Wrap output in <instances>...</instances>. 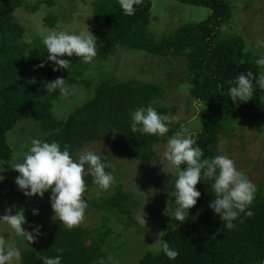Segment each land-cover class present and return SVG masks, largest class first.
I'll use <instances>...</instances> for the list:
<instances>
[{
	"label": "trees",
	"instance_id": "1",
	"mask_svg": "<svg viewBox=\"0 0 264 264\" xmlns=\"http://www.w3.org/2000/svg\"><path fill=\"white\" fill-rule=\"evenodd\" d=\"M42 1L53 5V0ZM178 1L205 7L208 13L155 39L148 29L151 0H92L96 37L78 44L35 35L27 42L15 11L22 6L35 11L39 2L0 0V162L6 166L13 160L9 134L29 124L23 133L28 154L18 167L21 196L59 193L60 198L52 219L45 222L44 246L26 248L23 264H115L102 260L106 238L134 222L135 191L118 183L105 196L76 194L107 178L121 179L124 171L112 168L116 157L140 163L158 159L155 146L164 140L172 141L173 153H184L178 163L181 174L154 171L147 178L139 175L140 164L135 171L149 192L164 184L173 188L171 197L163 199L171 201L160 207L162 215L159 208H149L160 219L159 242L136 264H264V182L248 194L229 195V184L247 175L231 177L229 154L218 152L220 137L235 136L242 121L264 128V47L246 42L235 28L231 0ZM56 19L50 13L45 22L53 27ZM118 48L159 55L170 66L167 57L182 59L185 77L178 75L173 86L185 84V118L198 113L200 127L186 134L180 121L168 118L174 108L160 99L162 81L105 73L94 77L88 98L58 119L54 105L67 87H90L93 76H84L87 68ZM180 133L187 135L184 142ZM92 142L106 145L107 152L97 156L91 151L79 161L77 154ZM87 205L120 218L103 228L86 226L79 212Z\"/></svg>",
	"mask_w": 264,
	"mask_h": 264
},
{
	"label": "rangeland",
	"instance_id": "2",
	"mask_svg": "<svg viewBox=\"0 0 264 264\" xmlns=\"http://www.w3.org/2000/svg\"><path fill=\"white\" fill-rule=\"evenodd\" d=\"M91 1L53 0V5H48L41 0H28V4L39 2L38 9L31 11L22 6L16 9L15 15L25 27L24 39L27 42H30L32 36L35 35L53 37L58 40H73L78 44H89L96 37L91 18ZM151 1V23L148 29L155 39H161L170 34L183 22L201 20L208 13V9L205 7L183 4L178 0ZM247 1L249 5L245 3ZM231 2L234 5L231 10V18L235 28L237 27L243 34L246 42L264 47V0H231ZM50 13L57 17L53 27L45 22V17ZM167 59L172 61L171 66L165 58L159 55L118 48L111 57L102 63H93L90 68H87L84 76L90 77V74L93 76L90 87L84 88L76 84L67 87L66 92L54 105V113L58 119L65 118L91 95V87L96 84L95 78L99 79L104 73L120 78L137 77L143 81H162L165 91L160 99L164 104L174 108L169 111L168 118L176 119L177 123L180 121L179 127L189 134L200 127L201 119L198 113L190 118H185L183 105L186 97L185 84L181 82L177 88L174 87L177 84L178 75L185 77L183 72L185 65L182 59L174 57H167ZM182 118L184 119L182 120ZM28 125L20 124L9 134L13 160L6 166L0 162V264H23L22 256L26 248H42L48 235V231L46 232L48 226H45V222L52 219L60 202L59 193L55 196H33L30 199H23L21 196L22 181L18 167L28 154L25 150L27 141L23 139V133L29 130L30 126ZM258 126V122L253 120L242 121L237 125L235 136L220 137L218 152L220 156L229 154L231 177L236 178L244 173L247 175L246 179L237 178L229 184V195L248 194L250 190H256L261 181L264 182V164L261 161L264 155V128L258 129ZM26 127L27 130L22 132ZM186 134L180 133L182 136L180 141L184 142ZM171 145L172 141L170 140L162 141L155 146V155L158 159H150L141 163L128 162L120 157L114 158L112 168L124 171L121 179L107 178L100 182L98 187H92L76 194L87 198L105 196L113 192L118 183H122L123 189L130 188L135 191L138 202L131 211L134 222L127 228L121 227L110 232L106 238L105 256L102 260H108L115 264H136L147 250H151L154 244H158L160 219L154 218V214L149 212V208L160 209V207L164 208L165 205H169L173 188H167V185L164 184L161 189L157 188V190L149 192L146 189V184L138 182L140 177H135V171H138L140 164L142 173L139 175L147 178L154 171L158 173L165 171L168 174L179 172L181 174L178 163L184 153L180 150L178 153H173ZM34 146L35 144L31 145V148ZM91 151H94L97 156H102L107 152V146L97 142L89 143L81 149L76 157L82 161L88 157ZM146 182L147 179L144 180V183ZM166 194L170 196L169 201L163 200L166 199L164 198L167 196ZM79 213L83 224L93 228L111 226L120 218L119 215L110 211H96L90 205H87ZM160 213L163 214L161 209ZM104 219L109 222L104 223ZM121 219L124 220V217L122 216ZM118 235L120 236L118 237ZM120 241L123 243L117 247V243Z\"/></svg>",
	"mask_w": 264,
	"mask_h": 264
}]
</instances>
